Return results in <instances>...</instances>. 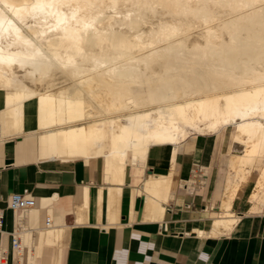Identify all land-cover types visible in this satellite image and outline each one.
Masks as SVG:
<instances>
[{
	"label": "bare ground",
	"instance_id": "obj_1",
	"mask_svg": "<svg viewBox=\"0 0 264 264\" xmlns=\"http://www.w3.org/2000/svg\"><path fill=\"white\" fill-rule=\"evenodd\" d=\"M0 103L42 161L103 156L119 179L151 145L223 129L229 168L207 233H230L252 179L250 212L264 211V0H0Z\"/></svg>",
	"mask_w": 264,
	"mask_h": 264
},
{
	"label": "crops",
	"instance_id": "obj_2",
	"mask_svg": "<svg viewBox=\"0 0 264 264\" xmlns=\"http://www.w3.org/2000/svg\"><path fill=\"white\" fill-rule=\"evenodd\" d=\"M1 114L0 206L5 219L0 250L7 249L9 264H264V211L250 212L248 200L254 179L234 201L240 221L233 231L207 233L221 209L229 168L232 141L223 129L192 134L178 144L151 145L145 162L129 164L119 179L107 170L103 156L42 161L36 135H17L9 115ZM35 128V108L28 104L24 129ZM197 166L208 176L193 195L184 184L203 180L194 176ZM152 176L173 184L155 190L146 185ZM25 190L39 202L31 222L43 226L52 214L54 226L40 229L18 260L7 199Z\"/></svg>",
	"mask_w": 264,
	"mask_h": 264
},
{
	"label": "built area",
	"instance_id": "obj_3",
	"mask_svg": "<svg viewBox=\"0 0 264 264\" xmlns=\"http://www.w3.org/2000/svg\"><path fill=\"white\" fill-rule=\"evenodd\" d=\"M200 176L203 180H197L198 182L186 183V190L190 194H195L197 188L203 185L206 181L208 173L203 166H197L194 170V176ZM38 200L35 195L30 191L14 192L10 194L7 199V207L14 213V228L12 234V250L16 254L18 260L21 259L25 250L30 248V244L33 242L37 235V232L43 228H49L54 226V219L47 214L44 220L43 226L33 224L31 222V213L38 207ZM5 219V211L0 206V232H4L3 224ZM0 264H9L8 251L5 248L0 250Z\"/></svg>",
	"mask_w": 264,
	"mask_h": 264
}]
</instances>
